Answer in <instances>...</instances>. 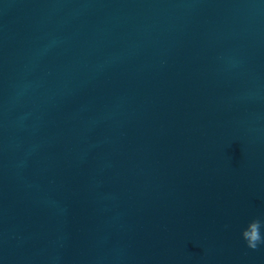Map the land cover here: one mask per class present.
<instances>
[{
	"label": "water",
	"instance_id": "water-1",
	"mask_svg": "<svg viewBox=\"0 0 264 264\" xmlns=\"http://www.w3.org/2000/svg\"><path fill=\"white\" fill-rule=\"evenodd\" d=\"M253 218L264 0H0V264H264Z\"/></svg>",
	"mask_w": 264,
	"mask_h": 264
},
{
	"label": "clouds",
	"instance_id": "clouds-1",
	"mask_svg": "<svg viewBox=\"0 0 264 264\" xmlns=\"http://www.w3.org/2000/svg\"><path fill=\"white\" fill-rule=\"evenodd\" d=\"M262 227H264V219L253 218L241 230V239L245 242L248 249L256 251L261 246H264V235L261 232Z\"/></svg>",
	"mask_w": 264,
	"mask_h": 264
}]
</instances>
